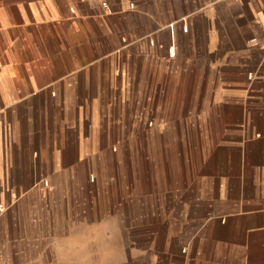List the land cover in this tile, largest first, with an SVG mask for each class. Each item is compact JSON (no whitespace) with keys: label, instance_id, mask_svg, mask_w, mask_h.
<instances>
[{"label":"crops","instance_id":"crops-1","mask_svg":"<svg viewBox=\"0 0 264 264\" xmlns=\"http://www.w3.org/2000/svg\"><path fill=\"white\" fill-rule=\"evenodd\" d=\"M251 71L264 73V0H0V264L87 261L61 251L73 228L88 224L87 204L51 208L39 186L77 180L74 169L90 164L81 153L110 150L101 128L87 127L83 137L74 130L81 115H131L132 106L122 107L145 81L164 91L167 135L182 125L217 145L232 134L233 88ZM207 103L211 115L201 107ZM179 115L193 122L180 125ZM218 120L224 126L215 133ZM247 167L264 173V162ZM227 181L224 192L212 177L165 190V200L191 201L186 217L179 208L164 211L166 230L199 233L191 253L167 249L164 264H264V207L246 208L264 201V188L233 192Z\"/></svg>","mask_w":264,"mask_h":264},{"label":"rangeland","instance_id":"rangeland-1","mask_svg":"<svg viewBox=\"0 0 264 264\" xmlns=\"http://www.w3.org/2000/svg\"><path fill=\"white\" fill-rule=\"evenodd\" d=\"M246 77L247 83L232 91L239 97V103L232 104V114L228 115L232 134L217 145L198 129L183 128L182 123L193 122L187 120L191 115H179L181 126L167 135L166 124L171 120L164 115V91L159 92V88L145 81L136 96H127L122 107L126 112L132 106L131 115H97L96 121L81 115L74 130L83 137L87 127L101 128L106 132L103 140L106 145L109 143L110 150L81 153L82 161L89 157L90 164L74 169L77 180L39 185L44 189L41 197L53 201L51 208L75 210L81 201L87 204L88 224L76 225L72 239L61 242V251L79 259L86 256L87 261L82 264H164L167 249L174 251L175 257L191 253V242L199 233L193 226L178 233L166 230L164 211L179 208L186 217L191 203L188 199L165 200L166 189L177 181L187 183L204 177L214 178L222 192L230 189L228 179L232 180L233 192L263 189V169L247 165L264 162V144L255 143L264 139V95L258 92L264 89V73L251 71ZM258 77L263 80L259 82ZM201 107L211 115L208 103ZM223 126L222 120L216 121L214 132L219 133ZM166 144L179 151H165ZM207 159L210 166L203 167ZM40 201L38 197L34 200L35 208L41 209ZM259 207H264V201L249 200L246 206L247 210ZM226 209L238 212L240 207ZM170 239L177 240L172 248L167 244Z\"/></svg>","mask_w":264,"mask_h":264},{"label":"built area","instance_id":"built-area-1","mask_svg":"<svg viewBox=\"0 0 264 264\" xmlns=\"http://www.w3.org/2000/svg\"><path fill=\"white\" fill-rule=\"evenodd\" d=\"M170 28L172 29L174 27V24L171 23L170 25ZM183 31H187L188 30V26L187 25H184L182 27ZM177 53V45L175 44V41L168 47V55L169 57H174ZM5 212V207L4 206H0V216L1 214ZM183 251L185 252V250L183 249Z\"/></svg>","mask_w":264,"mask_h":264}]
</instances>
